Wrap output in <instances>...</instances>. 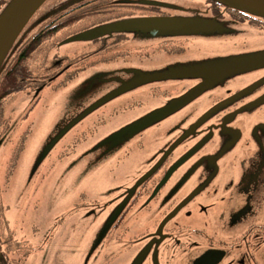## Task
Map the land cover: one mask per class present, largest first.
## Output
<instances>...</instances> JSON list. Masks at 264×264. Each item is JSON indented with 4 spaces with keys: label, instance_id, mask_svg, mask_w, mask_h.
<instances>
[{
    "label": "rangeland",
    "instance_id": "1",
    "mask_svg": "<svg viewBox=\"0 0 264 264\" xmlns=\"http://www.w3.org/2000/svg\"><path fill=\"white\" fill-rule=\"evenodd\" d=\"M84 1L45 0L9 50L0 75L21 45L51 15ZM203 3L204 0L157 2L180 18L203 17ZM183 5L190 12L181 10L179 6ZM4 6L0 4V16ZM175 33L173 29H132L131 41L142 45L138 57L97 62L66 86L52 90L62 77L58 78L40 96L34 91L10 96L5 112L14 124L8 139L0 145V220L1 228H9L22 242L20 250L10 252V257L20 261L29 250L25 264H105L111 250L118 248L111 235L118 211L117 207L112 212L108 209L110 197L115 196L111 189L131 181L136 185L139 166L166 140V154L181 153L178 160L191 156L185 166L193 165L194 169L203 166L204 161L219 166L225 149L247 150L242 144L244 138L221 149L223 138L227 136L229 140L234 126L228 118V123H215L220 109H211L225 92L213 90L234 79L229 78L236 72L211 70L263 57L264 31L248 24L217 21L198 29L180 54L159 52L151 44ZM84 38H73L58 49L80 51ZM240 75L233 85L243 88L260 80L264 68ZM209 82L212 84L207 85ZM206 91L213 93L201 97ZM259 118H264V112L253 115L254 121ZM189 119H204L212 132L195 135L196 126L186 128ZM257 129L263 132L264 125ZM189 135L193 138L187 150L184 143ZM23 140L24 150L12 173L13 157ZM257 149L259 161L264 164V148ZM155 161L143 165L141 171H147ZM233 194L237 196L238 190ZM4 220H8V228ZM124 239H129V233ZM121 261L115 258L112 264Z\"/></svg>",
    "mask_w": 264,
    "mask_h": 264
},
{
    "label": "flooded vegetation",
    "instance_id": "2",
    "mask_svg": "<svg viewBox=\"0 0 264 264\" xmlns=\"http://www.w3.org/2000/svg\"><path fill=\"white\" fill-rule=\"evenodd\" d=\"M152 1L155 3L151 4ZM158 1L164 0H86L61 8L32 33L21 45V49H26L40 32L54 31L50 37L40 41L41 46L52 45L45 53L49 64L46 72L49 71L47 80L50 85L63 76L71 75L75 78L97 62L109 63L138 57L142 45H134L131 41L132 29L176 30L175 35H167L159 38L156 43H151L157 46L156 50L159 52L174 54L184 52L188 48L185 46L186 42L195 38L197 30L206 28L208 23L232 21L264 31V19L213 0H204L203 17L198 18L175 17L171 11L157 4ZM185 6L179 7L189 11L190 8ZM85 7H89L86 10L88 17L100 12L92 10L93 8L105 7L107 12L100 13L97 18H101L86 26L79 25L81 21L69 23L67 17ZM171 18L191 21L196 27L153 25L108 29L106 33L98 35L90 32L118 22ZM80 36H86L82 39L85 42H82L84 46L80 51H59L62 44ZM42 48L44 54L45 48ZM261 68H264V61L247 69H236V73L229 78L234 79L220 89L213 90L216 93L225 92V95L219 97L218 104L216 101L213 103L211 109H220L214 117L215 123L220 126L228 118L227 121L234 126L229 131V140L227 141V136L223 138L221 149L244 138L242 144L247 150L225 149L220 156L219 166L215 167L204 161L203 166L194 169L193 165L185 166L191 156L178 160L177 155L181 156V153L173 151L166 154V147L169 145L166 140L143 160L135 176V180L137 177L140 180H136V185H132L131 181L111 189L115 193V196L110 197L111 206L108 209H112L111 212L125 200L127 202L121 211L118 210L120 213L111 229L118 248L111 250L105 264H112L115 258L122 260L121 264H264V164L259 161L260 149H257L258 146L264 148V130L262 132L261 128L257 129L259 125L263 128L264 118L253 120L255 113L264 112V75L256 84L253 83L254 86L249 84L241 88L233 85L238 81L235 79L238 75ZM51 70L53 71L50 72ZM59 83L52 90L63 87ZM48 85L40 84L30 89V92L34 91L40 96ZM206 92L201 97L210 95L212 91ZM262 97L263 100H260ZM227 121L225 122L228 123ZM196 123L199 126L193 125ZM13 124L10 125L11 131ZM193 126H196L197 136H206L212 132L204 119L198 122L189 119L186 128ZM192 138V135L186 138L184 145L187 150L190 149ZM153 160H156L154 165L147 171H141L143 165L150 164ZM249 160L251 163L247 165ZM148 171L150 172L147 173ZM241 177H244L243 180ZM234 190H238L235 197ZM138 218L141 220L137 223L133 221ZM127 233L129 239L125 240Z\"/></svg>",
    "mask_w": 264,
    "mask_h": 264
},
{
    "label": "trees",
    "instance_id": "3",
    "mask_svg": "<svg viewBox=\"0 0 264 264\" xmlns=\"http://www.w3.org/2000/svg\"><path fill=\"white\" fill-rule=\"evenodd\" d=\"M10 1L11 0H0V4L4 3L5 6H7ZM88 8L89 7H85L84 9L78 10L71 16L67 17L69 23H76V21H81L79 25L86 26L89 22L101 18L100 16L99 18H97L100 13L104 14L107 12L105 10L107 8L105 7H97L96 9L93 8L92 10H99L100 12L93 13L90 17H88L86 16V10H88ZM236 10L242 13H246L238 9ZM53 33L54 31H42L36 36V39L30 41L26 49H21L18 51V53L16 51V53L13 55L12 59L9 61L6 68L0 75V145L8 139V136L10 134L9 125L11 124V118H7L8 116L5 112L6 103L10 96L17 92L30 91V89H34L40 84H49V81L47 80L49 71L47 70L46 72V69L49 67V64L47 60V55L45 53L48 52L50 46L52 45L44 44L43 46H41L40 41L43 38L50 37ZM43 43H46V41ZM42 47L45 48L44 54L42 51ZM63 66L64 64L61 65V67ZM52 71L53 70H51L50 72ZM73 78L74 77L71 75L63 76L60 79L59 84L61 86H64L69 83ZM24 142V140L23 142L20 141L19 145L16 148L17 151L15 152V156L13 157L14 161L11 164L13 168L12 173L14 172L17 166L20 154H22L21 152L24 150ZM2 225V221L0 220V247H3V250L0 251L2 253L0 264H18L20 261L24 262L29 255V250H26L25 252V259L20 258L22 259L20 261L15 260L16 258L10 257V252H16L20 250L22 242L17 240L13 232L10 231V229L8 228V220H4V225L8 228V231L3 230L1 228Z\"/></svg>",
    "mask_w": 264,
    "mask_h": 264
},
{
    "label": "water",
    "instance_id": "4",
    "mask_svg": "<svg viewBox=\"0 0 264 264\" xmlns=\"http://www.w3.org/2000/svg\"><path fill=\"white\" fill-rule=\"evenodd\" d=\"M45 0H11L7 6H5L1 16H0V69L1 66L13 46L14 42L18 38L19 34L32 17V15L38 10V8L42 5ZM215 2L221 3L231 8H235L241 10L243 12L264 18V0H213ZM153 25H164L173 28H193L196 27L193 22L181 21L175 18L171 19H163V20H135V21H126V22H118L113 25L100 27L96 30L90 31L93 34H102L106 33L108 29H124L125 27H144V26H153ZM264 61V56L260 57L254 61H245L236 66L230 67H219L211 70L216 73H233L236 69H247L249 66L260 64ZM212 84V82L207 83V85ZM171 108V107H169ZM137 186H135L136 188ZM134 188V189H135ZM128 199V198H127ZM125 200L119 207L118 210L121 211L125 206ZM119 211L116 212L114 216V220L118 217ZM169 215L167 219L163 222L165 223L170 217ZM2 257V253L0 252V259Z\"/></svg>",
    "mask_w": 264,
    "mask_h": 264
},
{
    "label": "crops",
    "instance_id": "5",
    "mask_svg": "<svg viewBox=\"0 0 264 264\" xmlns=\"http://www.w3.org/2000/svg\"><path fill=\"white\" fill-rule=\"evenodd\" d=\"M29 256V255H28ZM28 258V257H27ZM27 258H26V260L24 261V262H22L21 264H25L26 263V261H27Z\"/></svg>",
    "mask_w": 264,
    "mask_h": 264
}]
</instances>
